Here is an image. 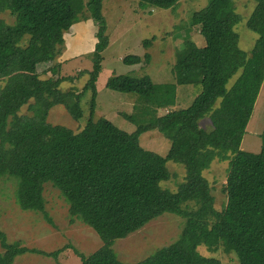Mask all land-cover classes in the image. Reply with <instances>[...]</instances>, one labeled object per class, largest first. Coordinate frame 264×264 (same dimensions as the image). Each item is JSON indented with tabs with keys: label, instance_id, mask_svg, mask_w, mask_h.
<instances>
[{
	"label": "trees",
	"instance_id": "16d2710c",
	"mask_svg": "<svg viewBox=\"0 0 264 264\" xmlns=\"http://www.w3.org/2000/svg\"><path fill=\"white\" fill-rule=\"evenodd\" d=\"M178 1L138 3L144 10L167 9ZM254 1L246 26L258 36L249 53L238 45L234 27L241 17L235 0H208L192 14L190 23L198 27L204 44H192L182 56L176 52L171 67L179 83L193 82L190 75L194 73L201 83L187 107L158 113L148 74L107 78L106 88L136 95L133 111L123 113L136 125L127 132L104 116L94 118L102 51L109 43L103 0H0V12L11 17L0 28V177H16L19 207L41 212L48 222L52 221L45 210L44 184L50 182L60 191L71 220L90 226L102 241L87 256L74 250L81 264H264V126L258 152L240 148L264 79V0ZM84 9L96 24L92 67L80 92L62 93L57 85L67 77L55 59L64 30ZM154 39L145 38L141 44L146 49ZM122 61L147 64L150 54H128ZM42 74L47 77L41 78ZM89 92V113L81 129L47 121L56 105H63L73 119L81 121V103ZM24 105L27 112L20 114ZM203 118L209 119V127L201 125ZM151 129L169 140L165 155L140 145L139 136ZM213 160L228 161L222 186L227 201L221 209L215 207L203 174ZM167 161L185 170L175 190L161 184L172 175ZM163 213L184 218L179 237L138 261L119 260L114 241ZM200 244L210 251L223 246L234 259L222 263L202 254ZM0 246V264H12L27 251L56 256L61 250L45 252L19 241L10 243L1 230Z\"/></svg>",
	"mask_w": 264,
	"mask_h": 264
},
{
	"label": "rangeland",
	"instance_id": "374dc122",
	"mask_svg": "<svg viewBox=\"0 0 264 264\" xmlns=\"http://www.w3.org/2000/svg\"><path fill=\"white\" fill-rule=\"evenodd\" d=\"M207 2L208 0H180L167 9L150 7L144 10L139 6L138 0H103L102 14L106 21L109 43L102 51V69L96 82L94 118L104 116L127 132H132L136 128L135 124L123 116V113L133 111L136 95L106 88L105 82L112 74L134 76L148 74L154 84L158 113L164 112L167 108L187 107L191 103L201 90L200 81H196V73L194 76L190 75L193 80L195 79L193 82L179 83L176 77L174 78L171 67L175 62L176 52H180L182 56L192 44L196 46L204 44L198 27L190 23V18ZM254 4V0H235V9L241 20L234 29L238 33L239 47L247 53L251 51L258 36L246 26ZM9 21L11 17L8 12H0V28ZM95 33L96 24L87 9L79 14L70 28L64 30L60 53L55 59L61 65V73L67 77L57 85L62 93L76 94L87 82L92 67L90 55L97 40ZM153 36L155 39L152 45L145 49L141 41ZM145 52L150 54V61L147 64L141 62L131 65L122 61V58L128 54L141 57ZM235 76L230 79L228 85H231ZM40 77L45 78L47 74H42ZM89 100L90 92L81 103L84 111L81 121L73 119L63 105L52 107L48 112L47 121L68 126L74 131L79 130L89 113ZM26 112L27 105H24L20 114ZM209 124L208 118L201 120L202 126L209 127ZM263 126L264 79L256 96L240 148L258 152L261 145L259 135ZM139 142L144 148L161 155L166 154L170 145L169 140L156 129L143 132L139 136ZM167 166L172 175L169 180L161 184L163 187L175 190L177 184L183 180L185 170L182 165L173 161H167ZM227 169L228 161L213 160L203 171L211 187V193L215 197L214 204L217 209H221L227 201L222 192ZM17 181L16 177L10 175L0 177V230L5 233L7 242L19 241L20 245L27 248L45 252L61 250H57L56 256L31 251L23 252L14 258L12 264H81L80 257L74 250L87 256L102 245L98 234L90 226L77 218L71 220L68 203L50 182L44 184L43 195L45 210L52 222H48L41 212L22 210L15 200ZM183 225L184 218L181 216L163 213L128 236L116 239L112 248L119 260L132 263L151 254L155 249L174 242L179 237ZM197 248L202 254L214 256L222 263L234 259V254L226 251L223 246L216 251H210L201 244ZM2 251L0 246V252Z\"/></svg>",
	"mask_w": 264,
	"mask_h": 264
}]
</instances>
